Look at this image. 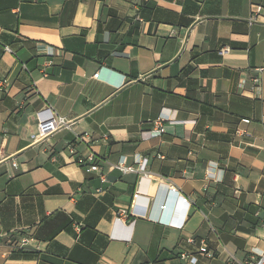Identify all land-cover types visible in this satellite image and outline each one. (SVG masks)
<instances>
[{"label": "crops", "instance_id": "1", "mask_svg": "<svg viewBox=\"0 0 264 264\" xmlns=\"http://www.w3.org/2000/svg\"><path fill=\"white\" fill-rule=\"evenodd\" d=\"M261 66L264 0H0V264L264 253V96L238 86Z\"/></svg>", "mask_w": 264, "mask_h": 264}, {"label": "built area", "instance_id": "2", "mask_svg": "<svg viewBox=\"0 0 264 264\" xmlns=\"http://www.w3.org/2000/svg\"><path fill=\"white\" fill-rule=\"evenodd\" d=\"M260 11H261V7L255 8V11H254V13L250 19L251 22L256 21L257 15L259 14ZM5 49L7 51L11 52V49L9 47H5ZM229 51H230L229 47H224V48L220 49L219 53L222 55H225ZM249 71L252 73V76L251 77H243L238 84L240 92L242 94H244L247 90V87L250 86L251 90H252V97L262 99L264 96V66L256 67V68L250 69ZM100 76H101V71H99L97 74L94 75V77L97 79L100 78ZM6 85H7L6 80L0 81V88L1 89L4 88ZM242 122L246 125H249L252 121L250 119H243ZM64 125H66V121L64 118L53 115L51 118H48L39 124V131L34 136V141L39 142V141L46 139L50 134L56 132L59 128L63 127ZM164 131H165V129H164L163 125L160 124L158 126H155L153 129H151L149 131H142V136L144 138L159 136ZM238 133L247 134V132L244 130L238 131ZM81 139L82 138H80V140ZM68 151L70 154L76 156V147L75 146L69 147ZM1 161H2V159L0 157V162ZM76 162L82 167H88L93 171L100 172L99 158L94 154H90L87 157H78ZM148 162H149V159H147V158L142 159L139 163L140 165L137 168H135L133 166L125 165V162L122 161L116 166V168L124 174L134 173V172L145 174ZM13 165H14V167H17L16 163H14ZM210 177L215 178L216 176H215V174H213L211 172ZM102 180H103V182L106 181L104 175L102 176ZM101 192H103L102 189H99L97 191V193H101ZM136 197H138V195ZM184 201L187 202L186 199H184ZM117 221L119 222L120 218H117ZM76 229L78 231H80L81 227L77 226ZM27 243H28V240H25V241H23L22 245L23 246L27 245ZM200 251L202 253H204L206 256H208L209 258H213V256H214L213 253H211L208 250L206 240L201 241ZM247 264H264V253H262L260 255L252 256L248 260Z\"/></svg>", "mask_w": 264, "mask_h": 264}, {"label": "water", "instance_id": "3", "mask_svg": "<svg viewBox=\"0 0 264 264\" xmlns=\"http://www.w3.org/2000/svg\"><path fill=\"white\" fill-rule=\"evenodd\" d=\"M176 193H173V195H175Z\"/></svg>", "mask_w": 264, "mask_h": 264}]
</instances>
